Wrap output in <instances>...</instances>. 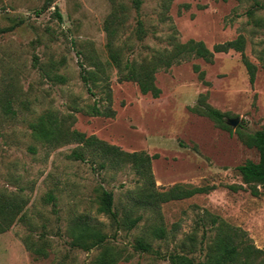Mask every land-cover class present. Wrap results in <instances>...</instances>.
<instances>
[{"label": "rangeland", "instance_id": "rangeland-1", "mask_svg": "<svg viewBox=\"0 0 264 264\" xmlns=\"http://www.w3.org/2000/svg\"><path fill=\"white\" fill-rule=\"evenodd\" d=\"M256 1L263 8L251 19L247 12ZM141 2L138 9L134 0H0V193L27 201L24 219L0 233V264H92L101 250L73 247L67 233L70 220L80 214L132 254L119 264H170L165 256L187 253L183 245L191 237L197 252L189 255L204 260L200 248L215 235L210 216L243 230L264 249V194L252 195L237 169L260 158L239 131L264 128V0ZM114 13L120 27L115 45L124 62H140L178 41H203L213 49L242 35L245 54L258 68L255 84L241 54L232 50L216 54L213 62L191 56L161 69L156 75L161 96L141 94L136 83L120 81L109 63L105 26ZM94 105L115 115L76 111ZM206 105L225 114L230 131L194 111ZM48 111L71 115L72 129L87 136L156 155L152 169L160 191L174 185L208 191L162 204L163 223L155 212L139 211L135 215L145 217L138 227L121 229L98 212V190L112 192L122 209L142 179L131 165L116 171L102 168L104 160L90 154L87 161L71 159L77 143L50 148L35 140L31 123ZM235 119L240 120L236 127L228 124ZM50 194L55 201H49ZM151 224H163L167 236L147 237L155 252L135 251L136 239L147 236ZM40 246L47 256L29 249Z\"/></svg>", "mask_w": 264, "mask_h": 264}, {"label": "trees", "instance_id": "trees-1", "mask_svg": "<svg viewBox=\"0 0 264 264\" xmlns=\"http://www.w3.org/2000/svg\"><path fill=\"white\" fill-rule=\"evenodd\" d=\"M139 9L141 0H134ZM228 1V0H223ZM241 1V0H238ZM263 8L259 2H255V8L250 9L247 15L255 19L256 9ZM61 19L60 14L56 13ZM118 13L113 14L115 20L106 24L105 29L108 33L107 49L109 53V63L117 68L120 81L134 82L139 86L143 95H151L159 98L162 94L157 85L156 75L161 69H170L175 64H180L183 60L191 56H196L206 62H213L216 54L229 53L234 50L241 54L250 83L255 84L258 72L257 66L252 63L245 54L246 39L240 35L237 38L216 44L213 49L207 47L203 41L191 39L187 42H176L172 49H165L151 57H144L140 62L127 60L124 62L122 49L115 45L117 33L120 29L117 25ZM119 27V28H118ZM137 34H144L143 24L139 22ZM100 67L99 62L95 64ZM264 69V59H263ZM199 72V67L195 66ZM88 72V71H86ZM91 72H88L90 74ZM96 73L92 75L97 81ZM201 78L204 76L200 73ZM84 81H88L87 76H83ZM77 112L86 111L94 116L113 117L115 112L112 110L103 111L97 105L89 106L76 110ZM194 111L213 120L216 125L224 130H231L225 121V114L221 111L206 105L204 108H196ZM72 119V120H71ZM71 121V122H69ZM74 120L71 115L59 117L55 112L48 111L31 123L35 140L42 142L50 148H56L64 144L77 143L79 146L69 157L73 160L87 161L86 155L90 154L104 160L102 168L109 167L113 170H121L127 165H131L135 173L142 179L143 185L130 196V202L122 209L117 208L114 194L104 188L98 190L97 210L101 214L109 216L113 222L121 229L131 231L138 227L144 219V214L135 215L139 211H153L161 219V205L171 201H180L191 198L197 194L208 191L206 187H188L184 185H174L171 188L160 191L156 185L152 164L157 158L146 152H127L119 146L109 144L95 136H87L85 133L72 129ZM239 138L249 148H254L259 153V161H247L237 169L242 177L244 184L248 185L252 195L259 197L264 194V128L254 133L239 131ZM53 194L49 195V201H55ZM27 201L16 195H6L0 193V233H4L17 221L24 219L23 211ZM215 235L207 240L206 246L200 248L204 253V260H196L189 254L197 252L195 247L196 239L190 238L188 252L175 251L165 256L170 264H264V249L258 248L243 230L236 228L218 217L210 216ZM68 235L71 237L73 247L84 251H91L94 248L100 249V253L92 264H119L128 262L132 258L126 248L118 247L109 241L106 234L97 224L92 223L90 216L85 214L77 215L69 222ZM167 236L163 224H151L147 228V236L139 237L134 244L135 251L145 253L155 252L154 247L147 237L154 239H164ZM190 247V248H189ZM29 249L39 257L47 256V251L43 246Z\"/></svg>", "mask_w": 264, "mask_h": 264}, {"label": "water", "instance_id": "water-1", "mask_svg": "<svg viewBox=\"0 0 264 264\" xmlns=\"http://www.w3.org/2000/svg\"><path fill=\"white\" fill-rule=\"evenodd\" d=\"M239 119H235V120H228V124L231 125V126H234L236 127L239 123Z\"/></svg>", "mask_w": 264, "mask_h": 264}]
</instances>
